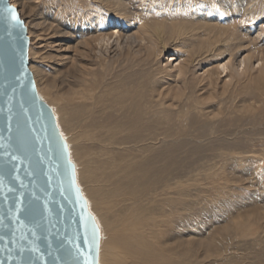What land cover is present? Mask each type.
Returning <instances> with one entry per match:
<instances>
[{
	"label": "bare ground",
	"instance_id": "obj_1",
	"mask_svg": "<svg viewBox=\"0 0 264 264\" xmlns=\"http://www.w3.org/2000/svg\"><path fill=\"white\" fill-rule=\"evenodd\" d=\"M37 1L12 0L27 17L28 25L53 38L51 42L44 37L37 39L31 31L30 35H35L32 42L38 43L39 47L58 45L57 50H61L55 53L46 50L49 52L45 56L49 63L47 69L35 62L30 64L39 92L56 107L70 132L76 133L78 138L81 136L88 148L96 149L95 166L88 164L84 174L88 186L85 195L89 197L98 221L107 230V235L104 229L100 230V264H264V254L252 255L250 251L239 254L227 237L220 239V234L231 227L229 224L214 226L210 233L204 230V224L210 221L207 217H203L196 228L190 225L193 209L188 205L187 166L180 155L172 152L168 139L170 128L164 131L165 145L161 149H155L153 141L147 140L158 123L156 118L159 115L155 118L153 107L154 92L163 99L180 101L178 97L183 96L190 85L185 77L194 64L193 57L200 54L185 57L176 65V71L170 69V83L167 82L164 89L155 85L158 90L141 91L139 83L138 86L132 81L125 83L123 74L114 73L109 67L110 54L114 53L115 59L127 60L137 55L151 57L159 54L160 46L166 48L173 42H181L180 35L170 36L171 30H162L158 26L150 29L144 24L127 32L122 20L117 27H111L102 14L129 15L122 0H41V3L48 4L46 7ZM87 2H93L105 12L99 10L90 16L88 11L94 5ZM67 8H73V11L68 13ZM166 31H169L168 37H165ZM245 47L247 45L236 42V46L230 49L229 62L234 65V54ZM216 51L218 48L212 52ZM254 56L248 53L240 59L237 67L239 65L246 73ZM258 65L261 74L264 54L259 57ZM218 66L225 72L229 63H219L203 73L194 74L205 88L206 96H214L218 88L222 92L227 90L229 80H220ZM171 160L175 161V168ZM250 183L256 186L259 180L252 179ZM257 193L263 200L264 194ZM247 218L264 221V204L253 206ZM244 224H248V220Z\"/></svg>",
	"mask_w": 264,
	"mask_h": 264
},
{
	"label": "rangeland",
	"instance_id": "obj_2",
	"mask_svg": "<svg viewBox=\"0 0 264 264\" xmlns=\"http://www.w3.org/2000/svg\"><path fill=\"white\" fill-rule=\"evenodd\" d=\"M40 1H37L40 6L48 5ZM122 1L129 15L117 17L113 13L108 14V12L99 9L93 2H87L94 5V8L92 7L88 11L89 15L94 16L98 13L96 11L101 10L105 12L102 14L103 19L109 21L111 27H117L122 20L123 28L127 32L132 29L134 31L138 26L144 24L146 28L150 29L158 26L162 30H171V35L168 34L169 31H166L165 37L169 35L182 37L181 42H173L166 48L160 46L159 52H157L159 54L151 57L137 55L136 57L131 56L128 60L125 58L115 59V54L111 53L109 67L114 69V73L123 74L126 78L125 83L131 81L139 83L140 85L137 84V86L139 85L140 90L143 89L141 91L148 89L151 91L152 88L154 90L164 89L170 80L168 73L172 69V72L176 71V65L182 63L183 59L191 54V56L200 54L199 57H193L194 64L185 77L190 85L187 86L186 93L178 97V99L181 98L180 101L172 102L170 99H163L154 92L155 118L159 115L160 118L157 116L156 119L159 124H162L157 123L156 127L158 128L155 127L156 130H153L151 138L147 139L150 143L153 141L152 146L156 147L155 149H161L165 145L164 131L167 127L171 129H169L168 136L170 137L168 139L172 152L180 155L181 157H179L187 166L188 205L193 209L190 225L196 228L203 217H207L210 221L204 224V227L206 226L204 230L207 229V232L210 233L214 230L212 228L214 226L216 228L229 224L231 227L220 234L221 240L227 237L231 241L232 248L239 254L243 251H250L252 255L255 253L264 254V250H262L264 249V221L247 218L253 206L264 204V199L262 200L260 194L257 193L259 191L264 194V69L261 74L258 72L260 69L258 59L264 54V0ZM10 2L13 4L12 0ZM16 7L19 10V6ZM72 9L67 8L68 13H71ZM20 15L25 21L30 38L29 67L31 69L30 64L35 62L47 69L46 65L49 63L45 56L49 52H61V50H57L59 46L48 44L45 47H39L38 43H33L35 35L37 39L44 37L49 42L53 38L40 33L42 32L40 29L32 28L27 24V17H24L21 12ZM31 31L35 35H30ZM45 40L43 42H46ZM236 42H241L247 47L234 54L233 65L229 62L230 49L233 45L236 46ZM214 48H218L215 53L212 52ZM248 53L255 56L250 68L246 73H243L240 69L242 67L239 65L237 67V64ZM219 63H229V68L225 72L218 66L221 74L220 72L217 74L220 76V80H229L226 86L227 90L222 92L218 88L214 96H206L205 88H202L203 85L199 83L194 74L203 73L207 68L211 69ZM31 71L33 72V70ZM34 79L36 82L35 75ZM151 81L155 84L153 85ZM144 84L146 85L144 86ZM155 85L157 88L154 87ZM36 87L38 88L37 82ZM37 90L40 94L39 88ZM40 95L53 108L59 128L69 144L71 159L76 165L78 184L88 201L91 212H94L97 219L90 199L85 195L88 186L84 174L87 172L88 164L89 166L92 164V167L95 166L96 149L88 148L80 139L81 136L78 138L76 133L70 132L67 124L56 112V107L51 104L49 99H45V95L43 96L42 93ZM164 107L166 110H162ZM162 125L163 127H161ZM180 140L182 143L178 142ZM74 141L76 142L74 143ZM182 145L187 147L184 148ZM173 150H177V152L175 153ZM171 162L172 165L175 164L174 160ZM252 179L259 180V183L252 186L250 183ZM259 188L260 190H258ZM245 220H248V224H244ZM98 224L101 227L100 230L104 229L106 233L104 234L107 235L105 225L103 226L100 221ZM245 232L247 233L243 235ZM208 263L199 262L198 264Z\"/></svg>",
	"mask_w": 264,
	"mask_h": 264
},
{
	"label": "water",
	"instance_id": "obj_3",
	"mask_svg": "<svg viewBox=\"0 0 264 264\" xmlns=\"http://www.w3.org/2000/svg\"><path fill=\"white\" fill-rule=\"evenodd\" d=\"M9 5L0 0V264H99V224Z\"/></svg>",
	"mask_w": 264,
	"mask_h": 264
},
{
	"label": "snow or ice",
	"instance_id": "obj_4",
	"mask_svg": "<svg viewBox=\"0 0 264 264\" xmlns=\"http://www.w3.org/2000/svg\"><path fill=\"white\" fill-rule=\"evenodd\" d=\"M5 10L9 13L10 18L14 20L17 24H23L22 20L20 19L19 13L16 11L15 5H9Z\"/></svg>",
	"mask_w": 264,
	"mask_h": 264
}]
</instances>
